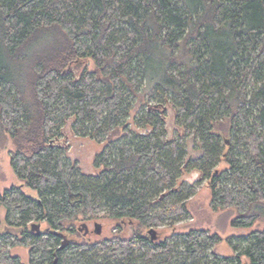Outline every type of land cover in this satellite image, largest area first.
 <instances>
[{
	"label": "trees",
	"instance_id": "16d2710c",
	"mask_svg": "<svg viewBox=\"0 0 264 264\" xmlns=\"http://www.w3.org/2000/svg\"><path fill=\"white\" fill-rule=\"evenodd\" d=\"M71 134L105 143L97 174L69 160ZM5 135L37 195L0 190V264H24L16 246L27 264H264V225L225 256L207 229L143 232L186 219L201 181L233 227L264 222V0H0ZM99 217L138 229L91 242L76 224Z\"/></svg>",
	"mask_w": 264,
	"mask_h": 264
},
{
	"label": "rangeland",
	"instance_id": "374dc122",
	"mask_svg": "<svg viewBox=\"0 0 264 264\" xmlns=\"http://www.w3.org/2000/svg\"><path fill=\"white\" fill-rule=\"evenodd\" d=\"M95 65L90 63V68L93 69ZM69 140L66 143L67 150L66 153L71 162H78V165L82 168V172L85 174L95 175L100 170L96 167L95 159L97 154L101 152L104 148L105 143L99 142L97 140L91 139L90 137H80L76 135L69 136ZM15 149V143L12 141L10 135H5L0 139V190L5 188H10L12 185L21 187L23 192L36 197L37 192L29 188L26 182L17 177L14 168L11 166V151ZM228 164L222 161L218 168L225 169L228 168ZM200 178L199 172L195 170L190 171L185 179L189 182H196ZM187 208L190 211L189 215L184 220H177L174 226L162 225L161 227H149L144 229V233L149 236V229L154 228L156 230V235L158 236V241L171 237L174 233H187L191 229H207L211 233H219L222 237V241L215 244L213 250L222 256L233 255L234 250L231 245L227 243V238L230 236L249 234L250 231L261 227L264 225L263 221H259L252 227L240 228L233 227L231 222L232 218L236 216V208H223L216 210L212 207V196L211 190L207 184V181H201L199 186H197V191L194 195L190 197L187 201ZM5 209L1 210V217L4 221L5 219ZM82 222L88 224V234L83 236L85 239L91 242H99L103 239H108L113 237V235L118 234L121 237H131L134 232L138 229V224L135 220L127 219L117 220L110 219L107 217H99L90 220H79L76 224L78 227ZM95 222L101 223L102 232L97 234L95 232ZM37 223V222H35ZM41 225V224H40ZM47 227L46 223H42V229ZM68 239H82L78 236L66 235ZM29 248L16 246L12 249V254H18L21 261L27 264L29 261ZM144 251V249H143ZM247 261V259H244Z\"/></svg>",
	"mask_w": 264,
	"mask_h": 264
},
{
	"label": "water",
	"instance_id": "95a60500",
	"mask_svg": "<svg viewBox=\"0 0 264 264\" xmlns=\"http://www.w3.org/2000/svg\"><path fill=\"white\" fill-rule=\"evenodd\" d=\"M95 232L97 234H100L102 232V226L101 223L99 224L98 222H95ZM40 223H35L33 222L31 224V229L33 231H36L37 234L41 232V228H40ZM79 231L82 233V235H87L88 233V224L86 222H82L79 226H78ZM149 236H151V238L153 240H157L158 236L156 235V230L154 228H150L149 229ZM70 239L67 238V236L65 234H63V244L61 246V248L65 247L67 245V243L69 242Z\"/></svg>",
	"mask_w": 264,
	"mask_h": 264
},
{
	"label": "flooded vegetation",
	"instance_id": "af4514ba",
	"mask_svg": "<svg viewBox=\"0 0 264 264\" xmlns=\"http://www.w3.org/2000/svg\"><path fill=\"white\" fill-rule=\"evenodd\" d=\"M88 234V233H87ZM83 236H85V235H83Z\"/></svg>",
	"mask_w": 264,
	"mask_h": 264
}]
</instances>
